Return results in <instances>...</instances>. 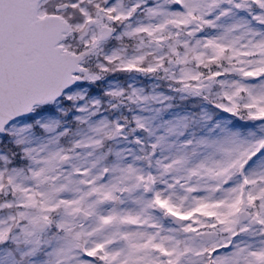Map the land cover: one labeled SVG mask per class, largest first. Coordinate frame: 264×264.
Instances as JSON below:
<instances>
[{
	"label": "snow or ice",
	"instance_id": "6c2138e0",
	"mask_svg": "<svg viewBox=\"0 0 264 264\" xmlns=\"http://www.w3.org/2000/svg\"><path fill=\"white\" fill-rule=\"evenodd\" d=\"M0 264H264V0H0Z\"/></svg>",
	"mask_w": 264,
	"mask_h": 264
}]
</instances>
